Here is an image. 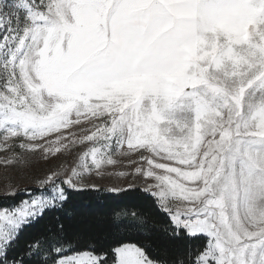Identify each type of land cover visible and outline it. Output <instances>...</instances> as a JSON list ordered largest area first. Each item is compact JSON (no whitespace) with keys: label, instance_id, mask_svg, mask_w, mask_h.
Masks as SVG:
<instances>
[{"label":"snow or ice","instance_id":"6c2138e0","mask_svg":"<svg viewBox=\"0 0 264 264\" xmlns=\"http://www.w3.org/2000/svg\"><path fill=\"white\" fill-rule=\"evenodd\" d=\"M81 145L6 186L0 264H264V0H0V163ZM130 153L146 167L119 175L164 222H77L76 194Z\"/></svg>","mask_w":264,"mask_h":264},{"label":"rangeland","instance_id":"374dc122","mask_svg":"<svg viewBox=\"0 0 264 264\" xmlns=\"http://www.w3.org/2000/svg\"><path fill=\"white\" fill-rule=\"evenodd\" d=\"M84 150H86V146L81 145L76 149H73L70 154L58 156V158L50 161L42 160L37 155L25 154L29 161L27 164H12L6 166L0 163V197H8L5 194L6 191L10 190L6 187L7 185H12L17 189L34 188L35 179L37 177H43L49 170L55 169L61 164H67L69 167L74 166L79 162V157ZM5 155H10V153L0 151V157ZM114 159L117 160V164L104 166L102 168V175L98 176L93 173L90 182L97 185L98 188H105L103 186H108L109 188H119L118 182L123 180L130 181L133 178L131 176H120L119 173L123 171L119 169L117 170L118 166L122 167V165H135L146 167V164L140 160L138 154L136 153L117 155L114 156ZM137 178H135V180ZM21 195H23V193H21Z\"/></svg>","mask_w":264,"mask_h":264},{"label":"trees","instance_id":"16d2710c","mask_svg":"<svg viewBox=\"0 0 264 264\" xmlns=\"http://www.w3.org/2000/svg\"><path fill=\"white\" fill-rule=\"evenodd\" d=\"M142 189H128L121 193H112L104 188L89 189L77 193L73 206L67 209L77 222L85 223L97 231L106 230L111 223L113 214L117 211L135 209L152 215L156 225L164 222V218L151 209L150 202L142 198ZM11 197H0V205L12 203ZM23 242H21L22 246ZM80 247H83L81 245Z\"/></svg>","mask_w":264,"mask_h":264},{"label":"crops","instance_id":"0c3cea01","mask_svg":"<svg viewBox=\"0 0 264 264\" xmlns=\"http://www.w3.org/2000/svg\"><path fill=\"white\" fill-rule=\"evenodd\" d=\"M123 164H124V162H123ZM135 167H137V166H135V165H132V166L122 165V167L118 166L117 170L119 169L123 172H133ZM130 182L134 183V185H135L131 189H143V187L145 185V179L143 177H138L136 180L131 179L130 181L129 180H123L121 182H118L119 188L127 189V186ZM103 187H105L104 189H107V190L111 189L108 186H103ZM121 192H123V191H121ZM121 192H119V193H121Z\"/></svg>","mask_w":264,"mask_h":264}]
</instances>
